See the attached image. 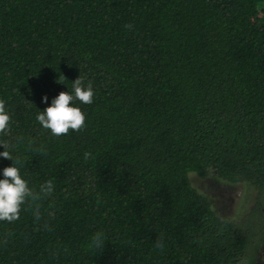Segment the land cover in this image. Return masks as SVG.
I'll use <instances>...</instances> for the list:
<instances>
[{
	"label": "trees",
	"instance_id": "16d2710c",
	"mask_svg": "<svg viewBox=\"0 0 264 264\" xmlns=\"http://www.w3.org/2000/svg\"><path fill=\"white\" fill-rule=\"evenodd\" d=\"M80 75L86 127L51 136L41 98ZM0 99V138L56 186L40 221L0 222V264H261L264 0H0ZM191 173L248 185L251 207L220 217Z\"/></svg>",
	"mask_w": 264,
	"mask_h": 264
},
{
	"label": "clouds",
	"instance_id": "9594fccd",
	"mask_svg": "<svg viewBox=\"0 0 264 264\" xmlns=\"http://www.w3.org/2000/svg\"><path fill=\"white\" fill-rule=\"evenodd\" d=\"M66 78L60 75L59 82ZM62 83V82H60ZM65 84V83H64ZM96 91L93 83H85L80 75L71 82V88L67 92H60L51 99L47 95L42 96V103L48 104L42 111L35 115V121L39 126L50 133L51 136L60 137L67 135L70 131H79L86 127L87 113L81 105H91L94 103ZM12 114L8 110L6 102L0 99V137H7L12 127ZM0 146L4 150L0 151V162L11 160V166L0 169V222L12 223L18 221L22 211L30 208L36 221L41 220V203L53 196L56 191L55 183L52 179L45 180L39 185V190L33 187L23 170V161L19 154L15 153L16 144L8 139L0 138ZM43 150V145L41 146ZM84 158L91 156L90 152H85ZM96 240H100V234H96Z\"/></svg>",
	"mask_w": 264,
	"mask_h": 264
},
{
	"label": "rangeland",
	"instance_id": "374dc122",
	"mask_svg": "<svg viewBox=\"0 0 264 264\" xmlns=\"http://www.w3.org/2000/svg\"><path fill=\"white\" fill-rule=\"evenodd\" d=\"M189 179L222 218L241 219L251 207L254 190L246 184H231L211 175L203 178L193 173Z\"/></svg>",
	"mask_w": 264,
	"mask_h": 264
},
{
	"label": "flooded vegetation",
	"instance_id": "af4514ba",
	"mask_svg": "<svg viewBox=\"0 0 264 264\" xmlns=\"http://www.w3.org/2000/svg\"><path fill=\"white\" fill-rule=\"evenodd\" d=\"M259 262L261 263V264H264V252H263V254H261V256L259 257Z\"/></svg>",
	"mask_w": 264,
	"mask_h": 264
}]
</instances>
